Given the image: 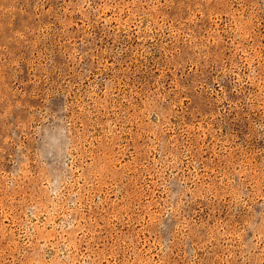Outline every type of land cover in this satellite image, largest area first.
<instances>
[{"label": "rangeland", "instance_id": "obj_1", "mask_svg": "<svg viewBox=\"0 0 264 264\" xmlns=\"http://www.w3.org/2000/svg\"><path fill=\"white\" fill-rule=\"evenodd\" d=\"M0 264H264V0H0Z\"/></svg>", "mask_w": 264, "mask_h": 264}]
</instances>
